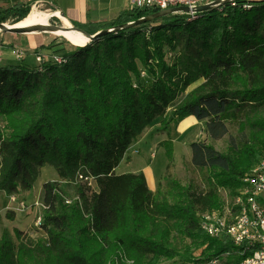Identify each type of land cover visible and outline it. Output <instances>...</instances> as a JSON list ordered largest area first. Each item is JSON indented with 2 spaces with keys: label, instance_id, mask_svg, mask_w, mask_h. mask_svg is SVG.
<instances>
[{
  "label": "trees",
  "instance_id": "1",
  "mask_svg": "<svg viewBox=\"0 0 264 264\" xmlns=\"http://www.w3.org/2000/svg\"><path fill=\"white\" fill-rule=\"evenodd\" d=\"M29 9L21 2L2 9L0 22L13 15L21 20ZM158 12L131 8L106 28ZM181 38L196 51L169 60ZM42 53L49 58L40 66L0 63V190L32 189L46 165L59 179L43 186L46 238L30 241L15 229L14 241L5 231L0 264H160L183 255L177 238L190 241L181 264L224 255L241 264L239 248L227 236L207 235L201 216L222 205L220 189L235 194L264 158V0L226 2L193 20L167 14L73 50L59 42ZM181 96L173 121L206 120L214 140L229 133L228 123L239 126L227 152L190 144L192 164L207 170L209 187L172 179L166 194L153 191L144 172L118 173L149 124L161 117L170 129L169 108ZM163 144L172 162L174 141ZM67 179L79 181L76 199L65 196Z\"/></svg>",
  "mask_w": 264,
  "mask_h": 264
},
{
  "label": "rangeland",
  "instance_id": "2",
  "mask_svg": "<svg viewBox=\"0 0 264 264\" xmlns=\"http://www.w3.org/2000/svg\"><path fill=\"white\" fill-rule=\"evenodd\" d=\"M16 2L20 3L21 0H0V10L5 9V6H12L16 4ZM21 3L30 5V9L26 12V16H28V14L35 8L45 11L41 7L40 0H35L33 3L25 1ZM175 14L182 16L183 13ZM21 17L22 16L20 15L9 16L3 23L14 24L20 21L19 19ZM48 21L49 23L46 25L47 27H41V25L33 26L21 33L6 32L0 28V40L2 43L0 56L3 55V50L8 51V53L4 55L5 59L2 60V63L7 61L14 64L23 62L31 66H36L38 65L36 54L42 52L43 47L59 42H61L68 50H73L76 45H73L60 36L54 35L50 32H41L39 34L30 32L37 28H40L43 31H53L48 25L63 26L57 17L51 16L48 18ZM83 32L85 31L83 30ZM8 38L15 40L10 41ZM11 42L21 45V48L19 49L24 51L25 56L23 58H17L12 54V49L18 48L15 45H13L12 48L4 49V47H9ZM178 43L179 45L174 51L167 53L169 60H172L175 54L184 50L186 52L196 51L194 42L187 43L185 38H181ZM46 58H48V56H46ZM197 84L198 83L195 85ZM195 85H193V87ZM182 98L183 96L179 97L169 108L170 129L165 130L163 128L161 117L155 119L133 141L132 145L129 147L128 155L120 166L122 171H134L137 173L145 172L149 186L153 191L161 190L167 194V192L172 189V179L178 180L186 187H193L199 190L208 188V172L206 169L199 168L192 164V151L190 144L194 141H202L211 143L221 152H227L231 145V138L238 139L240 136L239 126L236 122L228 123L229 133L226 136L214 140L211 139L207 133L206 120H198L194 116H188L178 122L173 121L172 116L174 107ZM167 139H172L174 141L175 152L174 160L172 162L169 161L166 153V146L163 144V141ZM58 179L59 176L56 169L51 165H46L39 169V175L33 183L32 189H21L11 193L0 190V238L5 231H7L10 237L14 241H17L15 229L22 230L25 238L27 237V240L30 241L46 238V233L40 225V220H43L44 215L43 186L47 181ZM77 182H79L78 179H67L62 181V188L68 199L73 200L77 198ZM220 196L222 202H225L231 199L232 194L228 189H220ZM174 239H176V236ZM175 243L176 247L181 248L180 251L183 252V255H179L173 260H162L160 264H181V262L185 260V249L183 246L189 244L190 241L183 242L177 238ZM195 249L196 247L192 246V250ZM196 255H198V251H196ZM219 258L218 264H232L234 260L231 255H224Z\"/></svg>",
  "mask_w": 264,
  "mask_h": 264
},
{
  "label": "built area",
  "instance_id": "3",
  "mask_svg": "<svg viewBox=\"0 0 264 264\" xmlns=\"http://www.w3.org/2000/svg\"><path fill=\"white\" fill-rule=\"evenodd\" d=\"M132 8L151 10L176 9L189 7L190 11L176 10L175 13H186L189 20L198 17L195 9L198 6L214 3L216 0H130ZM235 3L236 0H228ZM2 43L0 40V49ZM12 54L17 58L25 56L24 51L13 48ZM42 52L36 54L40 66L46 58ZM56 60H61L54 56ZM0 56V63H2ZM45 207V206H44ZM40 220V225H41ZM201 229L209 236L219 239L229 237L238 253L243 257L241 264H264V158L254 165L242 178V185L232 194L231 199L222 203L219 208L209 210L201 216ZM219 257L214 259H197L185 264H218Z\"/></svg>",
  "mask_w": 264,
  "mask_h": 264
},
{
  "label": "crops",
  "instance_id": "4",
  "mask_svg": "<svg viewBox=\"0 0 264 264\" xmlns=\"http://www.w3.org/2000/svg\"><path fill=\"white\" fill-rule=\"evenodd\" d=\"M23 1L33 3L35 0H21V2ZM40 1H41V7L50 14V17L51 16L57 17L61 25L73 26L75 24H78L80 26L79 28L84 30L86 33L88 32L84 28L86 29L99 28L98 32L107 29L106 27H108L113 20L118 18L121 12L130 10L132 8L130 0H40ZM5 7L7 8L10 6L8 5ZM8 39L10 41L15 40L12 38H8ZM10 44L11 45L9 47H4V49L12 48L13 45H15L18 48H21L20 47L21 45L15 44L14 42L13 43L11 42ZM2 52H4L2 55L4 60L5 59L4 55L8 53V51L3 50ZM7 64H14V63H9L8 61L3 63V65H7ZM120 166L117 168L118 173L128 172V171H122ZM130 172H134V171H130Z\"/></svg>",
  "mask_w": 264,
  "mask_h": 264
},
{
  "label": "bare ground",
  "instance_id": "5",
  "mask_svg": "<svg viewBox=\"0 0 264 264\" xmlns=\"http://www.w3.org/2000/svg\"><path fill=\"white\" fill-rule=\"evenodd\" d=\"M59 14V13H58ZM50 14L46 11H41L39 9H33L28 16L23 18L22 20L14 23L7 24L12 27H23V28H31L33 26L39 25H47L49 23L48 18ZM34 34H39L41 32H50L54 35L60 36L65 40L69 41L73 45L76 46H85L90 42V38L83 31L75 30V29H62L58 28L53 31H43L40 28L35 29L34 31H30Z\"/></svg>",
  "mask_w": 264,
  "mask_h": 264
},
{
  "label": "water",
  "instance_id": "6",
  "mask_svg": "<svg viewBox=\"0 0 264 264\" xmlns=\"http://www.w3.org/2000/svg\"><path fill=\"white\" fill-rule=\"evenodd\" d=\"M226 2H229V1L228 0H216L214 3L198 6L195 9V11L202 12V11H206V10H209V9H213V8H216L219 5H222V4L226 3ZM176 10L190 11L189 7H180V8H176V9L160 10L155 15L147 16V17L141 18L140 20H137V21H134V22H129V23H127L124 26H117L115 28L105 29V30H102V31L97 32L95 34H88V33H85V32L84 33L88 35V37L90 38V41H93L94 39H96L97 37H99L100 35H102L104 33L111 32V31H113L115 29L118 30V29L129 27V26L139 25V24H141V23H143L145 21H148V20H151V19H154V18H157V17H161V16H164V15H167V14L175 13ZM41 27H47V26L46 25H41ZM48 27H51L52 30H55V29H58V28H62V29H75V30L83 31V30L79 29L76 26L48 25ZM0 28L2 30L6 31V32H13V33H21V32H24V31H26L28 29V28H23V27L8 26L7 24H5L3 22H0Z\"/></svg>",
  "mask_w": 264,
  "mask_h": 264
}]
</instances>
